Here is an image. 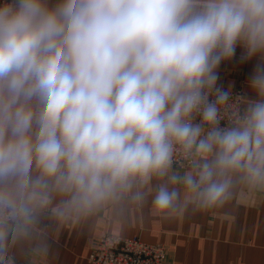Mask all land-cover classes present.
Returning <instances> with one entry per match:
<instances>
[{"label":"clouds","instance_id":"obj_1","mask_svg":"<svg viewBox=\"0 0 264 264\" xmlns=\"http://www.w3.org/2000/svg\"><path fill=\"white\" fill-rule=\"evenodd\" d=\"M238 47L256 60L257 99L222 126L231 93L217 69ZM177 150L191 161L183 175L170 174ZM235 173L264 183V0L0 5V254L50 190L67 196L61 215L86 214L158 178L152 208L166 215L180 206L175 185L222 208Z\"/></svg>","mask_w":264,"mask_h":264},{"label":"crops","instance_id":"obj_2","mask_svg":"<svg viewBox=\"0 0 264 264\" xmlns=\"http://www.w3.org/2000/svg\"><path fill=\"white\" fill-rule=\"evenodd\" d=\"M45 2L52 8L60 0ZM242 54L238 47L236 57L222 62L217 71L219 85L226 90L241 89L245 110L257 99L248 84L256 60H241ZM190 167L172 165L170 174L183 175ZM32 174L39 175L35 169ZM162 182L153 178L143 187H134L132 193H144L142 202L133 201L129 193L86 214L61 215L67 196L50 190L48 205L36 209L26 234L13 231L9 235L5 251L23 264H88L95 241L107 232L165 245L164 264H264V183L232 174L230 201L207 211L194 204L181 185H175L180 191L179 209L161 215L153 210L152 197Z\"/></svg>","mask_w":264,"mask_h":264},{"label":"built area","instance_id":"obj_3","mask_svg":"<svg viewBox=\"0 0 264 264\" xmlns=\"http://www.w3.org/2000/svg\"><path fill=\"white\" fill-rule=\"evenodd\" d=\"M5 0H0L2 5ZM231 98L221 109V125L226 126L242 116V91L240 88L229 90ZM215 99V96H210ZM198 114L193 117V123H200ZM178 167L191 166L190 158L177 150L173 156V164ZM0 264H23L11 253L4 251ZM166 246L161 243H147L137 236L122 237L116 234L103 232L95 241L88 255V264H164Z\"/></svg>","mask_w":264,"mask_h":264}]
</instances>
